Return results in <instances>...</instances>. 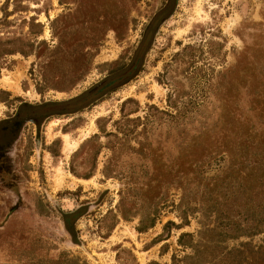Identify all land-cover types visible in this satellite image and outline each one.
<instances>
[{
  "label": "rangeland",
  "instance_id": "rangeland-1",
  "mask_svg": "<svg viewBox=\"0 0 264 264\" xmlns=\"http://www.w3.org/2000/svg\"><path fill=\"white\" fill-rule=\"evenodd\" d=\"M60 16L99 43L83 81L39 93ZM31 20L40 59H0L11 100L0 103V264H186L195 247L216 250V210L232 195L259 192L264 208V0H0L3 41L34 39ZM118 62L137 66L127 82L39 117L36 106L80 96ZM147 215L154 226L139 232ZM221 244L257 250L264 221Z\"/></svg>",
  "mask_w": 264,
  "mask_h": 264
},
{
  "label": "trees",
  "instance_id": "trees-1",
  "mask_svg": "<svg viewBox=\"0 0 264 264\" xmlns=\"http://www.w3.org/2000/svg\"><path fill=\"white\" fill-rule=\"evenodd\" d=\"M68 17L69 16H60L50 22V31L52 33V36L57 39V43L55 47L49 51L50 54L47 58H45L46 61L41 67L42 84L37 86V91L39 93L48 90L68 92L78 83L83 81L85 76L91 70L94 48L91 49L88 47L90 43H92L91 45H95L99 41V37L95 34H86V32L79 35L76 31H67L68 29L66 28V25H58V23H61L62 20H65V22H67L66 20L68 19ZM33 28H39V31L34 32L32 30ZM149 28L150 26L147 27V30H149ZM41 32L42 26L40 24H35L34 20H31V22L29 23V36H32V38L34 39L31 40L21 37L4 41L0 39V59L7 55L10 56L21 54L22 56H28L33 54L36 59L39 60V48L42 45L47 46L45 42L35 41V37L38 34H41ZM74 35H78L76 45L72 48V53L75 54V57L70 60H66L67 50L69 47H72V44L69 43L70 39L67 38L69 36H72V40ZM79 41H85V43L83 44ZM64 62L69 63L65 66H62ZM136 69L137 66L135 68V65L132 67L131 65L128 66V64L126 63L118 62L108 69L107 76L103 80H101L96 85H93L80 96L66 102H49L42 103L41 105L36 106L38 109L44 110L43 115L39 117L47 119L52 116H57L65 113H73L75 110H62L54 112L49 111L48 109L56 106L68 105L69 103L75 102L77 100H83L85 102L84 106H87L95 102L97 99L101 98L105 91L112 85L115 79L119 78L118 82H120L121 84L127 82L128 78H131L133 72ZM10 102L11 100H9L8 93L0 91V103L8 105ZM30 107L31 106L24 104V106L22 105L20 108ZM2 125L3 124H0L1 130L3 127ZM82 148H85V143ZM73 171L74 164L71 163V172ZM74 175L77 177L88 179L90 176H92V173L86 174L85 176L78 175L76 173H74ZM189 176L194 179V176ZM187 185L189 184L187 183ZM259 195V192H255L249 200L243 198L242 193H236L232 195L231 199H229L227 203H225L224 207L218 208L216 210L217 226L213 229V231H218L217 235L220 239L216 241V245H214V248H216V250L208 252L206 247H203V249L195 247L193 248V250L195 249L194 255L184 258L185 263L188 264L187 260L190 259L191 262H189V264H264V246L257 248V250H253L249 246L247 247V245H243V248L241 249H227L226 247H219V245L222 246L221 242L225 241V239L227 238L234 239L240 236H251L259 232V229L264 221V208L261 205V198ZM76 214L77 212L65 214L63 222L66 228L69 227L67 226L68 222L66 220V217H74ZM148 215L150 214L148 213ZM148 215L147 217H149ZM148 220L149 222L146 224H143L144 221L140 222V226L137 228L139 232H144L146 229L154 226L155 216L152 218L149 217ZM184 238H190V235L183 234L180 236L179 244L183 246L185 245L184 242H182ZM173 262H175L174 258ZM149 264L157 263L151 262Z\"/></svg>",
  "mask_w": 264,
  "mask_h": 264
}]
</instances>
